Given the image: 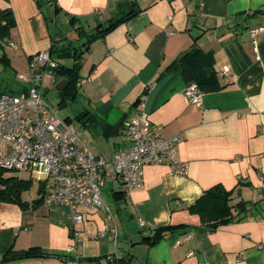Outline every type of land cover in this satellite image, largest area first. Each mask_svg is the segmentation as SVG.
Here are the masks:
<instances>
[{"label": "crops", "instance_id": "crops-1", "mask_svg": "<svg viewBox=\"0 0 264 264\" xmlns=\"http://www.w3.org/2000/svg\"><path fill=\"white\" fill-rule=\"evenodd\" d=\"M3 10L15 20L4 45L17 49L8 47L13 57L4 50L9 61L0 62V73L14 69L19 56L29 64L53 47L77 42L78 50L98 27L136 13L82 50L77 120L91 132L89 143L82 141L113 161L128 145L123 123L138 115L147 94L145 110L162 137L181 136L178 154L188 171L145 164L143 187L125 196L109 168L101 196L118 225L116 244L110 235L98 237L103 211L83 207L85 221L77 225L63 204L0 203V264H264V30L255 39L250 33L264 28V0H0ZM194 45L213 53L222 86L202 93L199 106L185 96L178 62ZM225 68L229 77L221 75ZM217 185L234 191L236 219L211 231L190 208ZM240 202L247 210L236 207ZM161 228L171 230L154 245L143 243ZM78 237L82 247L69 253ZM32 247L52 256L3 262L8 250Z\"/></svg>", "mask_w": 264, "mask_h": 264}, {"label": "built area", "instance_id": "built-area-1", "mask_svg": "<svg viewBox=\"0 0 264 264\" xmlns=\"http://www.w3.org/2000/svg\"><path fill=\"white\" fill-rule=\"evenodd\" d=\"M263 30H251L252 38ZM8 46L17 49L14 42ZM29 65L28 74L16 77L22 84L18 95L0 94V167L31 173L40 184L44 203L66 205L74 224L84 223L83 207L103 211L106 223L98 237L110 235L116 244L118 225L101 196L106 172L109 168L113 170L126 196L133 189L143 187L145 164L168 166L175 174L186 175L188 163L178 154L181 136L162 137L163 127L153 124L145 110V94L138 115L123 123L128 145L108 162L96 156L81 140L73 123L60 116L59 106L45 101V91L60 83L61 64L52 52L34 54L29 58ZM221 75L229 77V68ZM185 96L192 104L201 105L203 97L196 83L187 86ZM82 244V238H75L68 252H78Z\"/></svg>", "mask_w": 264, "mask_h": 264}, {"label": "trees", "instance_id": "trees-1", "mask_svg": "<svg viewBox=\"0 0 264 264\" xmlns=\"http://www.w3.org/2000/svg\"><path fill=\"white\" fill-rule=\"evenodd\" d=\"M132 14L136 13H129L127 15H122L117 19L110 20L107 26L102 30L98 27L96 32L90 35V41L78 50L73 47H68L67 50H59L58 56L56 55L57 59L72 58L74 60L72 66L61 65L60 75L63 76L64 79H67L68 82L60 92L62 98L58 105L59 108L67 104V102L75 103L78 99V83L81 79L80 72L82 69L81 59L85 51L89 49L90 43L96 39L104 37L119 24L126 22L133 16ZM14 27L15 20L13 12L11 10L0 11V48L3 50L0 62L5 65L9 60L4 52V47L6 46L4 45V41L9 38L11 30ZM72 50L75 51L71 52ZM51 52L52 54L53 52L55 53V47H53ZM178 62L182 67L183 77L187 85L196 83L201 93L217 92L222 89L218 74L215 70L213 53L205 52L198 46L194 45L179 57ZM0 94L2 93L0 92ZM78 120L81 121V118H78ZM68 121L70 122V120ZM32 183L31 180L19 179L18 177L13 176L11 171L0 167V203L16 204L22 208L28 207L29 204L23 200V195L31 189ZM41 191L40 188V193ZM233 193L234 191H226L221 185H217L198 199L195 205L190 208V211L208 219L209 223L206 225L205 229L211 231L215 230L219 226L231 223L236 219L233 213L235 206L231 205ZM115 196L119 197V194L117 193ZM35 202L43 203V197H40ZM236 207H243L242 210H247V204L244 202H240ZM169 230H171V228L158 229L152 237H145L143 243L154 245L159 242ZM50 256L52 255L43 252L39 247H32L22 251L10 249L3 256V262L32 258H46ZM115 264H117V262Z\"/></svg>", "mask_w": 264, "mask_h": 264}, {"label": "rangeland", "instance_id": "rangeland-1", "mask_svg": "<svg viewBox=\"0 0 264 264\" xmlns=\"http://www.w3.org/2000/svg\"><path fill=\"white\" fill-rule=\"evenodd\" d=\"M66 30L70 31L69 29H66ZM8 47L5 46L4 48L6 49L9 56L13 57L14 52L11 49H9L11 47H9V48ZM77 47H79L78 43L75 42L74 48L76 49ZM58 49H60V48L57 47V49H55V54L57 56L59 54ZM74 51L75 50H72L71 52H74ZM15 54H17V53H15ZM58 60L61 61L66 66H72L74 63L72 58H61ZM4 70H5V72L0 73V92L2 94H7V95H18L19 91L22 88V84H20L16 81V77L20 74L24 75V74L29 73L30 65L28 64V60L22 56H19L14 61V69L7 67V68H4ZM79 91H80V89L78 90V93L81 96L79 97V99H77V101L75 103L67 102V104L60 107V116L62 118H70L72 120L73 125L78 130L81 140H83L86 144H88L89 143V137L87 135V132H90V130L83 128L80 121L77 120V117L82 114V110H83L82 106L84 104V102H83L84 99L82 97L81 92H79ZM61 98H62V96L60 94V91H58L56 89V87H53L48 92H45V95H44L45 101H47L51 105H58L61 101ZM61 130L64 131V128L62 127ZM93 136H94V134H93ZM11 174L15 177H18L19 179L31 180L33 182L31 189L28 192L24 193V195H23V199L25 201L32 202L33 200L39 199L41 197L40 184L36 180H34L35 178H33L31 173L21 172V171H11ZM102 186H103V184H101V187Z\"/></svg>", "mask_w": 264, "mask_h": 264}, {"label": "water", "instance_id": "water-1", "mask_svg": "<svg viewBox=\"0 0 264 264\" xmlns=\"http://www.w3.org/2000/svg\"><path fill=\"white\" fill-rule=\"evenodd\" d=\"M67 82H68V80L67 79H64L63 81H61L58 85H57V87H56V89L58 90V91H62L63 90V88L65 87V85L67 84ZM43 186V185H42ZM112 263H114V261H109V264H112Z\"/></svg>", "mask_w": 264, "mask_h": 264}]
</instances>
